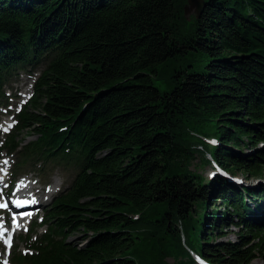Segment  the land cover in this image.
I'll use <instances>...</instances> for the list:
<instances>
[{"label": "trees", "instance_id": "1", "mask_svg": "<svg viewBox=\"0 0 264 264\" xmlns=\"http://www.w3.org/2000/svg\"><path fill=\"white\" fill-rule=\"evenodd\" d=\"M203 1L0 0V106L35 75L0 150L73 172L17 264H264V190L191 169L264 175V0Z\"/></svg>", "mask_w": 264, "mask_h": 264}, {"label": "rangeland", "instance_id": "2", "mask_svg": "<svg viewBox=\"0 0 264 264\" xmlns=\"http://www.w3.org/2000/svg\"><path fill=\"white\" fill-rule=\"evenodd\" d=\"M194 12H190V14H192ZM25 78V76H22L21 78H19L17 81L21 80L20 82V86L23 85L26 80H23ZM31 83V82H30ZM154 85L161 91V92H165L169 90L168 86H165L163 84L162 81H155ZM15 107L14 106H10L8 107L6 110H1L0 111V127L4 128L6 127V125L8 123H11L13 126L16 125L17 121L15 119V121L13 122V117H12V113L15 111ZM5 112H7V115H5ZM12 125L7 128L4 129L3 131L0 132V147L3 145L5 138L7 136V132H9L12 128ZM20 138L22 139V141L20 142L21 146L27 145L28 143L32 142L35 140V136L33 135L32 132H30V134L25 132H22L20 135ZM24 138V139H23ZM228 149H230V147H228ZM234 152V151H233ZM204 157H207L206 155H204ZM200 159L201 157L198 156L194 162V167H191L192 170L195 169V172L198 173L199 175H201L204 178H208L210 176V174L213 172L214 173V169H212L211 165H200ZM7 163V165L3 168L5 171L10 172V176H9V180L12 181L11 179V174H12V170L14 168V166L16 165V163H18V157H17V153L13 154L12 156L7 155V153H5V151L0 152V164L2 165L3 163ZM29 164H31V162L26 163L21 169V174L19 176V178H16L14 180V185L21 181L24 180L26 178H30L31 181H34L37 183V186L41 187L42 189L47 190L50 186H52V184L54 183V180H58L59 181V186H57L56 193L51 197V199H46V198H39L42 201L46 202V204L42 205L40 202V206L38 208V214L36 216H43V214L45 213V210L51 205V202L53 200V198H55L59 192L63 191L65 188H67L71 182V179L73 177V172H70V169H63L61 167L55 166V165H42L40 166V168L37 167H31L29 166ZM197 165V167H196ZM225 173L222 172L221 175L216 174L218 176H222L224 178H226V180L228 182H230L231 184H236L237 182L235 180H240L241 181V185H243V187H248L250 189H263L264 190V175L262 177L259 178H251L249 176H244L241 175V173H236V174H229L228 177H225L224 175ZM229 178V179H228ZM18 184V183H17ZM16 184V185H17ZM50 185V186H49ZM50 198V197H49ZM49 200V201H48ZM218 202L216 203V206H218ZM251 205V204H250ZM211 210V207L208 208V211ZM218 213H222V208L219 210ZM260 216L262 215L261 212ZM264 215V213H263ZM262 215V216H263ZM3 217V214H0V220ZM34 218V219H36ZM260 222V221H259ZM28 223H30L29 221H23L20 224V229L17 233H15L14 235V239L12 242V246H6L3 243V239L4 236L0 237V264H16L12 261L14 255L16 252L19 253H29L24 245V239L25 236L28 235V231L30 229L31 226L27 225ZM13 224V222H11V225ZM10 225V223H9ZM44 227H41L37 230L36 233L31 234L30 235V240L28 241V243H31V240L35 239V236H40V234L43 232ZM233 231H236L235 229H233ZM83 240V233H77V234H73L69 239L68 242H70V244H74L77 246H80L81 244L84 243ZM235 240V235L234 232L233 233H228L227 236L225 238L222 239H218V242H227V241H234ZM33 250V249H32ZM9 260L10 263H5L6 260ZM198 255L194 256V264H201L200 261H198ZM167 262L169 264H173V260L172 259H168ZM18 263V262H17ZM213 264V263H212ZM253 264H262L261 261L257 260L254 261Z\"/></svg>", "mask_w": 264, "mask_h": 264}, {"label": "bare ground", "instance_id": "3", "mask_svg": "<svg viewBox=\"0 0 264 264\" xmlns=\"http://www.w3.org/2000/svg\"><path fill=\"white\" fill-rule=\"evenodd\" d=\"M34 76L35 75H28L23 80H28L29 78L34 77ZM20 82H21V80L16 81L12 85V95L9 96V97H5L6 101H8L9 99H12L13 96L17 94V91L14 89V87L17 84H20ZM6 165H7L6 162L3 163L2 165L0 164V166H2L3 168ZM57 186H59V181L58 180H54V183L52 184V186H50L47 190L44 191V189H42L41 187L37 186L36 182L31 181L30 178H26L24 180L19 181L18 184L15 185V188L13 189V191L11 193V195L13 196L12 201H14V200L21 201L22 199L25 198V199L30 200L31 203H33L34 201H36L35 197L36 198H46V199L50 200L51 197L56 193L55 189L57 188ZM0 188L3 189V192L5 194L4 189H6V183H4L2 181V176L1 175H0ZM40 202H41V200H40ZM23 221H24L23 219L11 218L10 219V225H8L7 217L3 216L1 218V220H0V237L3 235L2 233L4 232V227H7L8 230H12L13 228H16V230L18 231L20 229V224ZM11 222H13L12 225H11ZM6 236H7V234H6ZM203 259L207 260L206 258H203ZM9 262L10 261L8 259L5 261V263H9Z\"/></svg>", "mask_w": 264, "mask_h": 264}, {"label": "water", "instance_id": "4", "mask_svg": "<svg viewBox=\"0 0 264 264\" xmlns=\"http://www.w3.org/2000/svg\"><path fill=\"white\" fill-rule=\"evenodd\" d=\"M203 0H186V5L184 7L185 15H191L190 12H194L192 14L199 16L204 8Z\"/></svg>", "mask_w": 264, "mask_h": 264}, {"label": "snow or ice", "instance_id": "5", "mask_svg": "<svg viewBox=\"0 0 264 264\" xmlns=\"http://www.w3.org/2000/svg\"><path fill=\"white\" fill-rule=\"evenodd\" d=\"M0 207H3V205H0ZM28 215H31L30 213Z\"/></svg>", "mask_w": 264, "mask_h": 264}]
</instances>
